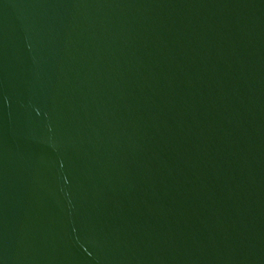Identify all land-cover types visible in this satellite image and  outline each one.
Masks as SVG:
<instances>
[{
	"label": "water",
	"instance_id": "95a60500",
	"mask_svg": "<svg viewBox=\"0 0 264 264\" xmlns=\"http://www.w3.org/2000/svg\"><path fill=\"white\" fill-rule=\"evenodd\" d=\"M0 264H264V0H0Z\"/></svg>",
	"mask_w": 264,
	"mask_h": 264
}]
</instances>
